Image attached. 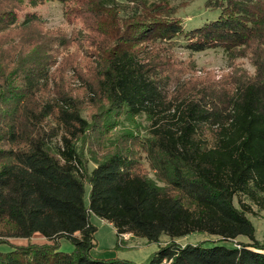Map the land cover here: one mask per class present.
Segmentation results:
<instances>
[{"label": "trees", "instance_id": "16d2710c", "mask_svg": "<svg viewBox=\"0 0 264 264\" xmlns=\"http://www.w3.org/2000/svg\"><path fill=\"white\" fill-rule=\"evenodd\" d=\"M44 1L0 0V34L17 25L16 6ZM51 1L78 2L86 19L116 15L119 6L93 0L91 10L86 0ZM129 1L143 11L123 21L109 48L100 46L98 65L86 67L91 77L81 75L88 100L106 104L91 122L82 117L79 97L52 80L54 61L32 39L19 49L0 39V264H138L91 257L97 246L92 214L110 222L119 237L158 242L167 235L171 240L145 264H264V243L241 199L264 209V0H207L219 17L192 29L169 17L168 0ZM35 18L28 14L23 24ZM148 39L184 41L194 52L254 46L257 74L211 96L170 97L173 77L161 70L164 62L134 48ZM143 114L151 121L147 136L125 132L102 151L122 116ZM84 134L90 160L77 146ZM141 152L156 180L140 170ZM36 233L47 242L7 240ZM193 233L220 239L176 241ZM62 239L72 251L61 249ZM3 244L11 248L2 250Z\"/></svg>", "mask_w": 264, "mask_h": 264}, {"label": "rangeland", "instance_id": "374dc122", "mask_svg": "<svg viewBox=\"0 0 264 264\" xmlns=\"http://www.w3.org/2000/svg\"><path fill=\"white\" fill-rule=\"evenodd\" d=\"M92 1H85V6L91 10L93 9ZM116 1L119 5L118 7L115 6L116 15L109 13L98 17L93 16L90 19L85 18L86 14L78 2L63 3L47 0L37 6H32L26 2L15 8L18 18L17 25L0 34V39L2 38V41L7 42L5 46L12 45L17 49L22 47L21 41L25 42L32 39V43H35L34 48L38 46L44 56L54 61L50 69L52 80L65 82V88L79 97L82 117L90 122L93 115L102 112L101 109L106 107V104L99 106V98H96V101L88 100L90 97L88 82L82 79V77L84 79L91 77V73L87 72L86 67L88 65L96 67L99 63L98 49L101 48L100 46L109 48L115 38L121 35L123 21L132 20L143 11V8L137 6L135 2L129 0ZM206 1L168 0L165 3L168 14L171 13L169 17L183 21L187 29H192L219 17L220 11L209 10ZM28 14H35L37 19L35 18L29 25H24L23 22ZM158 15L161 16V14ZM130 35V31L127 32V36L130 37ZM178 43L177 45L175 41L148 39L134 46L136 51L154 56L164 62L162 68L166 65L165 69L161 70L173 77L170 97L181 93L183 95L199 93L200 95L203 91H207L206 94L211 96L210 93L223 90L224 87L232 89L237 86L239 81L254 78L257 74L255 57L253 56L254 46H248L235 52H229L221 47L194 52L184 46V41ZM36 96L41 97V94L37 92ZM150 128L151 121L144 114L133 119L122 116L119 125L107 137V142L102 151L105 152L111 143L114 144L113 141L122 133H134L140 137H145ZM77 146L79 153L85 159L94 158L88 148L87 134L79 137ZM98 155H100L99 150ZM140 158V170L155 179L156 172L150 166L146 153L141 152ZM88 165L90 169L94 167L92 161ZM85 185V201L88 204L90 186L87 181H85ZM241 199L251 207V212L247 214L255 226L256 238L264 243V209L244 197ZM235 203L238 205L236 201ZM90 221L97 227L95 234L97 246L90 252L94 259H121L145 264L161 246L171 240L167 235L161 236L158 242L131 234H123L119 237L115 227L110 222L94 214L91 215ZM219 239V237L209 234L193 233L176 241L180 244H186L206 240L218 241ZM7 240L13 245L47 242L40 233L34 234L32 239L8 238ZM240 240L246 241L245 238H240ZM223 243L226 245L233 244L231 242ZM10 248V244L1 245L2 250H9ZM73 248L74 246L68 240H61L62 250L72 251Z\"/></svg>", "mask_w": 264, "mask_h": 264}]
</instances>
